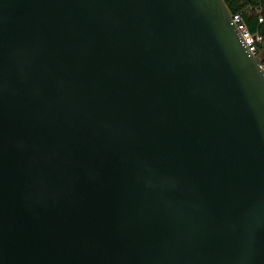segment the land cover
Instances as JSON below:
<instances>
[{
  "label": "water",
  "instance_id": "95a60500",
  "mask_svg": "<svg viewBox=\"0 0 264 264\" xmlns=\"http://www.w3.org/2000/svg\"><path fill=\"white\" fill-rule=\"evenodd\" d=\"M223 0H0V264H264V72Z\"/></svg>",
  "mask_w": 264,
  "mask_h": 264
},
{
  "label": "trees",
  "instance_id": "16d2710c",
  "mask_svg": "<svg viewBox=\"0 0 264 264\" xmlns=\"http://www.w3.org/2000/svg\"><path fill=\"white\" fill-rule=\"evenodd\" d=\"M232 14L244 12V22L252 35H258L264 42V0H223ZM263 23L259 24L258 19ZM262 45H258L261 49Z\"/></svg>",
  "mask_w": 264,
  "mask_h": 264
},
{
  "label": "built area",
  "instance_id": "2783aa9c",
  "mask_svg": "<svg viewBox=\"0 0 264 264\" xmlns=\"http://www.w3.org/2000/svg\"><path fill=\"white\" fill-rule=\"evenodd\" d=\"M244 12H238L232 14V22L235 24L238 32L240 33L242 39L244 40L250 54L254 57H258L260 60L259 68L264 72V55L262 54V48L258 49V45H263L264 42L260 36L252 35L244 22ZM258 23L262 24L263 20L258 19Z\"/></svg>",
  "mask_w": 264,
  "mask_h": 264
},
{
  "label": "rangeland",
  "instance_id": "374dc122",
  "mask_svg": "<svg viewBox=\"0 0 264 264\" xmlns=\"http://www.w3.org/2000/svg\"><path fill=\"white\" fill-rule=\"evenodd\" d=\"M262 54L264 55V44L262 45Z\"/></svg>",
  "mask_w": 264,
  "mask_h": 264
}]
</instances>
